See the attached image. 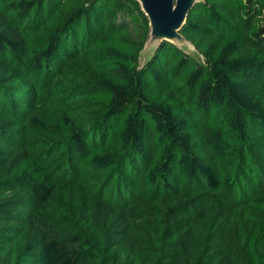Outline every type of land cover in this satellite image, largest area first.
<instances>
[{
    "label": "trees",
    "instance_id": "1",
    "mask_svg": "<svg viewBox=\"0 0 264 264\" xmlns=\"http://www.w3.org/2000/svg\"><path fill=\"white\" fill-rule=\"evenodd\" d=\"M137 0H0V264H264V0H202L140 64Z\"/></svg>",
    "mask_w": 264,
    "mask_h": 264
},
{
    "label": "water",
    "instance_id": "2",
    "mask_svg": "<svg viewBox=\"0 0 264 264\" xmlns=\"http://www.w3.org/2000/svg\"><path fill=\"white\" fill-rule=\"evenodd\" d=\"M137 1L147 16L150 26L149 37L141 57L143 54L147 55L148 51L152 53V49L155 47L154 55L164 42H169L180 49L191 47L196 51L195 47L181 34V30L187 22L190 11L202 0Z\"/></svg>",
    "mask_w": 264,
    "mask_h": 264
},
{
    "label": "rangeland",
    "instance_id": "3",
    "mask_svg": "<svg viewBox=\"0 0 264 264\" xmlns=\"http://www.w3.org/2000/svg\"><path fill=\"white\" fill-rule=\"evenodd\" d=\"M187 54H190L192 56H196V51L191 47H183L182 48ZM155 50V47L152 49V53L150 51L147 52V55L143 54V56L140 59V64L144 65L153 55V52Z\"/></svg>",
    "mask_w": 264,
    "mask_h": 264
}]
</instances>
